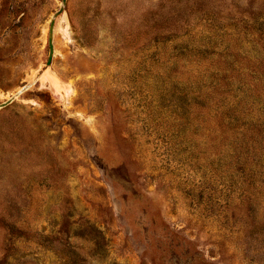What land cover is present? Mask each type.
Returning a JSON list of instances; mask_svg holds the SVG:
<instances>
[{
  "label": "rangeland",
  "instance_id": "374dc122",
  "mask_svg": "<svg viewBox=\"0 0 264 264\" xmlns=\"http://www.w3.org/2000/svg\"><path fill=\"white\" fill-rule=\"evenodd\" d=\"M60 4L0 0V264H264V0H67L47 66Z\"/></svg>",
  "mask_w": 264,
  "mask_h": 264
},
{
  "label": "water",
  "instance_id": "95a60500",
  "mask_svg": "<svg viewBox=\"0 0 264 264\" xmlns=\"http://www.w3.org/2000/svg\"><path fill=\"white\" fill-rule=\"evenodd\" d=\"M67 0H61V4L59 8L52 14L49 22V33H48V43H49V56L46 65L51 66L54 58V30L56 25V20L59 16H61L66 7ZM32 82H26L22 85L16 92H14L7 100L0 102V109L11 104L16 98H18L24 91H26Z\"/></svg>",
  "mask_w": 264,
  "mask_h": 264
},
{
  "label": "bare ground",
  "instance_id": "6f19581e",
  "mask_svg": "<svg viewBox=\"0 0 264 264\" xmlns=\"http://www.w3.org/2000/svg\"><path fill=\"white\" fill-rule=\"evenodd\" d=\"M67 16V15H66ZM65 15H62L60 17V23L63 24V31L64 33H67V29L69 27V20ZM44 74V78L46 82L50 84V87L53 88V90L56 93H59V91H64L66 93V96H70L73 92V87L70 83H66L51 69H46ZM59 98V97H58ZM62 99V98H61Z\"/></svg>",
  "mask_w": 264,
  "mask_h": 264
}]
</instances>
